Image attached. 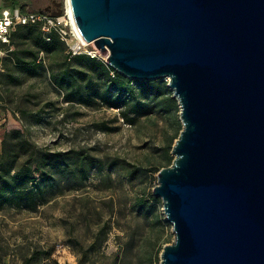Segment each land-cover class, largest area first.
<instances>
[{
    "label": "water",
    "instance_id": "95a60500",
    "mask_svg": "<svg viewBox=\"0 0 264 264\" xmlns=\"http://www.w3.org/2000/svg\"><path fill=\"white\" fill-rule=\"evenodd\" d=\"M69 4L108 65L166 78L177 100L182 127L152 190L174 234L160 264H264V0Z\"/></svg>",
    "mask_w": 264,
    "mask_h": 264
},
{
    "label": "rangeland",
    "instance_id": "374dc122",
    "mask_svg": "<svg viewBox=\"0 0 264 264\" xmlns=\"http://www.w3.org/2000/svg\"><path fill=\"white\" fill-rule=\"evenodd\" d=\"M20 1L32 11H43L50 2ZM9 3L0 0V8ZM74 41L79 38L72 30L59 44L60 57L52 58L36 31L21 30L12 44L22 62L8 67L0 60V138L16 134L6 106L16 110L23 135L45 151L66 152L69 161L49 174L42 193L0 199V264H23L35 249L32 264H160L162 247L174 234L152 190L155 169L166 166L164 152L179 111L156 107L128 123L118 108L97 101L68 103L50 64L62 66L61 53ZM83 49L106 59L91 42ZM35 56L40 63L32 62ZM71 66L88 67L86 62ZM91 73L95 80V67ZM77 153L89 159L82 172L72 164Z\"/></svg>",
    "mask_w": 264,
    "mask_h": 264
},
{
    "label": "trees",
    "instance_id": "16d2710c",
    "mask_svg": "<svg viewBox=\"0 0 264 264\" xmlns=\"http://www.w3.org/2000/svg\"><path fill=\"white\" fill-rule=\"evenodd\" d=\"M20 0H12L7 6L20 5L23 12L32 11L27 5L20 4ZM21 30L36 31L37 39L41 46L47 49L53 58L60 57V46L62 40L52 32L47 40L36 25L17 26L12 32L11 42ZM62 52V51H61ZM14 55L11 59L10 55ZM37 56V55H36ZM34 57L33 63H40V59ZM5 61L8 67L12 64H20L21 58L16 51H10L7 55L0 58ZM62 66L51 68V77L55 84L64 90V100L68 103L77 102L78 104H90L97 101L108 108H118L123 120L133 123L139 115L150 112L151 109L158 107L159 110L166 112L173 109L179 111L177 100L172 95V90L167 86L165 78L152 80L131 79L122 75L113 67L108 65L105 60L90 57L85 53H78L70 56L69 53L62 55ZM86 62L88 67L73 70L71 63L81 64ZM93 66V67H92ZM95 67L98 76L93 80L91 73ZM75 68V67H74ZM6 113V120L13 126L16 134L10 140L5 134L0 138V199H6L10 194L20 197L21 194L34 195L42 193V187L46 178L62 165H68L67 153L64 151H45L38 147L28 137L23 135L17 128L19 118L16 116L15 109L3 106ZM125 121V122H126ZM176 133L173 135L164 152L165 165L171 164L173 156L170 154L173 141L177 138L182 127L176 114ZM20 133V135H19ZM89 159L85 154L77 153L72 164L81 172L85 170ZM161 167H157V173ZM156 199V197H152ZM37 250H33L31 255L24 258L23 264H32ZM50 256V253L47 254Z\"/></svg>",
    "mask_w": 264,
    "mask_h": 264
},
{
    "label": "built area",
    "instance_id": "2783aa9c",
    "mask_svg": "<svg viewBox=\"0 0 264 264\" xmlns=\"http://www.w3.org/2000/svg\"><path fill=\"white\" fill-rule=\"evenodd\" d=\"M62 11L59 15H52L49 11L23 12L20 6H3L0 8V58L13 50L11 42L12 32L17 26L36 25L45 38H50V33H56L61 40H66L73 29L71 16L62 2ZM80 40L74 41L68 47L70 56L84 51ZM90 56H95L93 51L85 50Z\"/></svg>",
    "mask_w": 264,
    "mask_h": 264
},
{
    "label": "bare ground",
    "instance_id": "6f19581e",
    "mask_svg": "<svg viewBox=\"0 0 264 264\" xmlns=\"http://www.w3.org/2000/svg\"><path fill=\"white\" fill-rule=\"evenodd\" d=\"M65 4H66V7H67V9H68V12H69V14H70V16H71L72 26H73V29H74L76 35L78 36V38H79V40H80L81 42H84V43L87 42V41H85V40L81 37V35L78 33V31H77V29H76V26H75V23H74V19H73V15H72V10H71L70 4H69V0H65Z\"/></svg>",
    "mask_w": 264,
    "mask_h": 264
},
{
    "label": "flooded vegetation",
    "instance_id": "af4514ba",
    "mask_svg": "<svg viewBox=\"0 0 264 264\" xmlns=\"http://www.w3.org/2000/svg\"><path fill=\"white\" fill-rule=\"evenodd\" d=\"M57 2H58V0H50V2L47 3L43 7V11H55V10H57L59 8V6L56 5Z\"/></svg>",
    "mask_w": 264,
    "mask_h": 264
}]
</instances>
